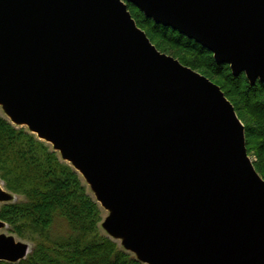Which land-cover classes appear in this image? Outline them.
<instances>
[{"label":"water","instance_id":"1","mask_svg":"<svg viewBox=\"0 0 264 264\" xmlns=\"http://www.w3.org/2000/svg\"><path fill=\"white\" fill-rule=\"evenodd\" d=\"M128 3L264 85V0H0V106L82 175L141 262L264 264V179L242 122ZM29 252L0 235V261Z\"/></svg>","mask_w":264,"mask_h":264},{"label":"trees","instance_id":"2","mask_svg":"<svg viewBox=\"0 0 264 264\" xmlns=\"http://www.w3.org/2000/svg\"><path fill=\"white\" fill-rule=\"evenodd\" d=\"M128 10L153 45L216 83L244 125L246 148L257 157L264 179V85L233 75L210 51L170 27L156 24L133 4ZM241 112V113H240ZM251 119L252 126L240 117ZM249 140V142H248ZM251 140V141H250ZM0 181L24 199L0 206V221L18 237L33 234L30 253L18 262L0 264H144L100 232L102 209L81 175L46 142L0 116ZM66 229L56 232V224Z\"/></svg>","mask_w":264,"mask_h":264},{"label":"rangeland","instance_id":"3","mask_svg":"<svg viewBox=\"0 0 264 264\" xmlns=\"http://www.w3.org/2000/svg\"><path fill=\"white\" fill-rule=\"evenodd\" d=\"M155 46V45H154ZM159 50V49H158ZM160 51V50H159ZM160 52H162V53H165V54H167V55H170V56H172L173 58H175V59H177L176 57H174L173 55H171V54H169V53H166V52H163V51H160ZM178 60V59H177ZM179 61V60H178ZM196 71V70H195ZM196 72H198V73H200L199 71H196ZM201 74V73H200ZM201 75H203V74H201ZM205 76V75H204ZM206 77V76H205ZM208 78V77H207ZM209 79V78H208ZM211 80V79H210ZM212 81V80H211ZM213 82V81H212ZM214 83V82H213ZM216 84V83H215ZM217 85V84H216ZM228 100V99H227ZM229 101V100H228ZM230 102V101H229ZM231 103V102H230ZM234 108V107H233ZM241 113V112H240ZM237 115V114H236ZM241 116L240 117H242L244 120H245V122H244V124H246V125H250V126H252V123H251V119L250 120H248L247 118L245 119L244 117H245V114L242 112V114H240ZM0 116H2L3 118H5V119H7L8 121H11V123L14 125V126H16V127H22L23 129H25L26 131H29L30 132V129L28 128V126H26V125H24V124H19V123H15V122H13L12 120H11V118L7 115V113L5 112V110L3 109V107L2 106H0ZM238 117V116H237ZM239 118V117H238ZM240 120V119H239ZM242 120V119H241ZM240 120V121H241ZM243 124V123H242ZM244 126V125H243ZM245 134V133H244ZM251 141V140H250ZM248 142H249V140H248ZM245 144H246V137H245ZM246 150H247V148H246ZM247 155H248V157L251 159V161H252V164H253V166H255L256 165V163H257V157H256V155H255V153H253V152H249L248 153V151H247ZM255 168V167H254ZM261 176V175H260ZM1 182V188L5 191V193H6V200H4V201H0V206L2 205V204H4V203H8V202H16V201H20V200H23L24 198L22 197V196H20V195H17V194H14V193H11V192H9V191H7L5 188H4V185H3V182L2 181H0ZM85 185H86V187H87V191H88V193L91 195V197L92 198H96V196H95V194L93 193V191L91 190V188H90V186H88L87 185V183H85ZM102 209V221H101V223L99 224V229H100V232L103 234V235H105V236H107V237H109L110 239H112L114 242H116V244H117V246L119 247V248H121L122 250H124V251H126V252H128V253H130L132 256L134 255L135 256V253L133 252V251H131L130 249H128L126 246H125V244H124V238H125V235L124 234H121V233H111V232H109L105 227H104V220H105V218L110 214V211L109 210H107L106 208H101ZM8 229H9V227L6 225V224H4L3 223V226H2V228H0V235H4V236H6V237H11V238H13L16 242H21V243H26L28 246H29V248H30V251H31V249H32V246H33V244H34V242H33V240L30 238V236H33V234H31V233H29L30 235H28V236H25V238H21V237H18V236H16V235H14V234H11V233H9V231H8ZM55 231L56 232H62V231H64L65 229H66V226H65V224H64V222H62V221H59L57 224H56V226H55Z\"/></svg>","mask_w":264,"mask_h":264},{"label":"bare ground","instance_id":"4","mask_svg":"<svg viewBox=\"0 0 264 264\" xmlns=\"http://www.w3.org/2000/svg\"><path fill=\"white\" fill-rule=\"evenodd\" d=\"M250 161H251V159H250ZM251 163H252V161H251ZM0 186H1V182H0Z\"/></svg>","mask_w":264,"mask_h":264}]
</instances>
